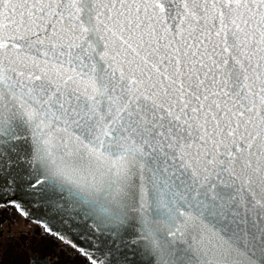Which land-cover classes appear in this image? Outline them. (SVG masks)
Masks as SVG:
<instances>
[{"label": "snow or ice", "instance_id": "obj_1", "mask_svg": "<svg viewBox=\"0 0 264 264\" xmlns=\"http://www.w3.org/2000/svg\"><path fill=\"white\" fill-rule=\"evenodd\" d=\"M0 206L84 264H264V0H0Z\"/></svg>", "mask_w": 264, "mask_h": 264}, {"label": "flooded vegetation", "instance_id": "obj_2", "mask_svg": "<svg viewBox=\"0 0 264 264\" xmlns=\"http://www.w3.org/2000/svg\"><path fill=\"white\" fill-rule=\"evenodd\" d=\"M84 264L73 248L44 228L21 216L15 208L0 206V264Z\"/></svg>", "mask_w": 264, "mask_h": 264}, {"label": "water", "instance_id": "obj_3", "mask_svg": "<svg viewBox=\"0 0 264 264\" xmlns=\"http://www.w3.org/2000/svg\"><path fill=\"white\" fill-rule=\"evenodd\" d=\"M21 199H23V195L21 194L20 196ZM33 216L35 217V219H27L29 221H32V222H36V220L38 219H43L44 217L42 216V213H40L39 211H36L35 209L33 210ZM38 224V223H37ZM40 225V224H39ZM58 228V226H56ZM79 242V241H78Z\"/></svg>", "mask_w": 264, "mask_h": 264}]
</instances>
